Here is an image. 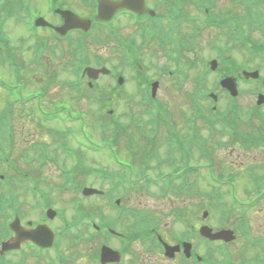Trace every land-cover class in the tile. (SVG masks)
<instances>
[{
    "label": "rangeland",
    "instance_id": "obj_1",
    "mask_svg": "<svg viewBox=\"0 0 264 264\" xmlns=\"http://www.w3.org/2000/svg\"><path fill=\"white\" fill-rule=\"evenodd\" d=\"M76 1V2H75ZM152 2H150L151 4L155 5L156 0H151ZM67 6L76 11L77 13H79L80 15H86L85 12H89V10L84 7V5L77 0H67ZM26 3H28L31 6V10L33 12L35 11H39L40 13L42 12L44 14V16L50 20V21H55L57 19H59V16L55 15L52 11H49L47 9V7L49 6V2L47 3V1L44 0H26ZM217 4L222 6V7H227L228 6V0H219L217 1ZM19 6V3H15L13 5H11L12 9H15ZM217 10H224V9H217ZM5 14V13H4ZM25 17L27 16V14H24ZM58 18H57V17ZM29 21V19H28ZM123 21H126V19H123ZM125 23L120 24V18L118 19V21L114 22L115 26H122ZM8 32L10 33L12 39H13V44L15 45H20L19 43V38L20 36H29V32H28V26L26 24H23V22H10L7 23L6 25ZM42 31L41 34L44 35V37H49L48 34L53 33V31L49 28H41ZM216 29L213 28H206L204 33H203V39H202V43H204V46L201 50H198L197 52L193 53V52H189L187 55L189 57V59L193 58V57H198L200 60L198 61V63L196 64L197 66H199V69L204 70L205 69V62L203 60V58L207 59H212L217 57L216 56V52L214 50L209 49V44H205L206 42L210 41L213 36L216 37V33L215 31ZM71 35V34H70ZM102 35V34H101ZM75 36V35H73ZM94 36H97L96 33L94 32ZM255 38H261L263 37L262 34L259 31H256L254 33ZM103 37V35H102ZM51 38V37H50ZM218 41H224L223 37L219 36L216 38ZM67 43H64V46H66ZM107 44H102L101 41L99 40H91V50L93 54H101V56H105L107 57V59L109 60V64L115 65L118 63L119 61V56H118V52L116 51V48L114 46H111V49L109 52L106 51L105 46ZM110 45H113L112 42H110ZM108 48V46H106ZM67 48V47H66ZM238 49V48H237ZM97 50V51H96ZM227 54L236 56L239 61L241 60H245L247 59L246 55L242 52H240L239 50H232V51H227ZM18 56L20 61H23L25 59V62L30 63V61H32V57H33V51L31 49H29L28 47H25L23 50L19 49L18 50ZM50 56L49 54H46V61L43 64V67H41L43 70H45L44 73L42 74H37L35 76L30 75V68L29 70V74H27L28 76V80H30L33 84L36 83L38 86L42 87L45 86L49 83L50 81V77L55 75L54 79L55 81L50 85V88L48 89V91H50L52 94H48L47 95V100H50L52 97H54L56 100H70L74 105L75 108H80L81 110H85L87 112L81 111L79 110L78 112L74 113V115L76 116V118L78 119V121L73 122L72 126H69V124L71 122H67L66 124L69 126L70 128L73 129H78L79 131L77 132V134L81 137H83L84 139H86L85 141H83V146L73 138V136H69V134H67L68 129L65 128V126L62 125V123H58V122H52V123H48L47 126H45L44 128H40L34 125V121H32V119L27 116L24 115L23 113L16 111L15 112V118L12 122V127L15 130L16 136L15 138L19 139L18 140V146H15V149L13 150V156L10 155L8 158H11L10 162H15L16 160H23V158L21 157V152L18 150L21 146L23 148H25L24 146H27L28 143H26V141L21 140L22 137H24V139H27L28 141H30L31 139L29 138H33L36 139V141H44L45 143L49 144L50 146V151H51V155L53 157L58 156V162H48L45 164V166L43 167H39L36 169L37 166L40 165H35L33 164L31 166L30 171H34V173H36V170H41L44 171V178L47 180V182L45 184H43V188L49 190V192L51 193L50 196L54 202V206L59 208V209H66L67 210V214H71L73 212L72 210V199L71 196L73 194H75L74 190L71 189L70 190H65L62 191L59 188V184H61L62 182H64V177L62 178V170H61V166H63V164L66 165L67 169H70L73 166V161L74 162H78V161H82L83 164L85 165H90V164H95V163H103L102 160L106 161V164H104V166H106L105 168H109V170H117L118 168H116L115 166H107V158L105 155L100 154V153H95V152H91L88 151L86 152L85 150V145L88 146L89 145V141L87 139H89V137L92 135L93 133L96 136L95 138L100 140L101 138L99 137V131L97 128H95V124H99V122H103L105 121L106 123H109L110 118L107 117L106 115H104L105 113H103V111L100 109L101 108V101H106L108 105V107L114 109V112L116 114H125L132 111H135L137 109H141L142 107H140V103L139 101V94L134 90V88H132L131 84H126V88L124 87V89H121L119 91V93H117L115 96H113V98L111 99V102L109 103L106 100V94L105 96L101 97L99 96L100 100H93L90 99L89 97L84 99V100H78V97L73 95V93H71V91H69V81L71 79L74 78L73 73L71 72L70 68H68L65 65V60L61 59L59 56V53L57 54L56 52L53 54V56H51V59L49 61L48 57ZM19 61V62H20ZM184 61L186 62L187 60L184 59ZM262 60L260 58H256L255 62H252V65H257L259 63H261ZM196 66V67H197ZM194 65H192L191 67H187L185 68L186 71H184V74L182 75V81L181 83V88L177 89L173 82L171 87L169 88L168 86H165L166 88H163L161 95H160V100L165 102V104H168V106L170 107V109L172 110L173 114H174V119L178 122L179 120L181 121V112L184 111H191V107L192 104L189 101V98L187 97V92H192L195 89V86L197 84L196 82V77L197 75H201L203 74L201 70L199 69H195L196 68ZM172 69L175 68L174 65L171 66ZM64 69V70H63ZM65 69H68V71H66ZM27 70V71H28ZM43 70L39 71L38 73H41ZM0 71H6V72H10L12 71L11 69H5L2 68V65H0ZM263 74H264V68L262 70ZM210 74V76H209ZM206 79V86L209 87H213V85L216 83L217 78H215V75H218V73L216 71H213L212 73H209ZM24 75L26 76V72L24 73ZM41 77H44L45 79H41ZM202 77L204 78L205 75H202ZM176 78V77H174ZM173 78V79H174ZM176 81V79H175ZM253 84V83H252ZM85 85L88 87V83L87 81L85 82ZM170 85V84H169ZM110 86H112V81L108 80V77L106 76H102L101 78H99L96 83L95 86L92 87L90 93L91 95L94 94L95 98L97 99L96 95L100 94L103 95L107 90H110ZM254 84L253 85H249V84H242V88L245 89V91H242L241 95H240V100H239V105L240 106H244V109L247 108V111L253 107L255 105V99L256 96L252 93V91L249 92L250 89H254ZM97 89V91H96ZM89 91V90H88ZM104 92V93H97V92ZM213 91L218 92L219 89H214ZM97 93V94H96ZM111 96V95H109ZM61 98V99H60ZM66 100V101H67ZM226 103H227V97L223 95L222 99L219 101L218 107L220 106L221 109H224L226 107ZM208 104H210V102H208ZM3 106L7 105L6 102L2 103ZM264 111V109H263ZM85 116H87L88 118L85 119ZM184 118V117H183ZM89 119V120H88ZM87 120V121H86ZM185 121V120H184ZM254 121V120H253ZM260 122L255 123V125H259ZM54 127L57 126L59 127V132H57V141L56 143H54V137L52 136V133L50 131V128L48 127ZM26 135V136H25ZM63 140H65L68 143V146H66L64 149L63 147H61ZM102 140V139H101ZM57 144L59 146V151H57L55 149ZM105 143L100 142V146H104ZM106 146L107 143H106ZM165 144L162 145L161 147V152L164 155V149H165ZM121 149V148H120ZM246 149V148H245ZM31 151V148L28 149V152ZM90 152V153H89ZM99 152H104L102 149L99 150ZM121 153L123 154V158L127 159L129 158V156H127V153L125 151L121 150ZM103 155V157H102ZM102 157V158H101ZM219 158L221 159V162H239V164H242L246 167H250V166H254L257 168V170H260V166L264 164V147H258V148H253L251 150L247 149V150H242L240 148H234L231 149L229 146L227 148H220V154H219ZM223 159H225V161H223ZM73 160V161H72ZM206 160V159H204ZM203 159H200L198 163H202L204 162ZM197 162V161H196ZM20 163V162H18ZM101 165V164H100ZM152 166V165H151ZM165 169H168V167L166 166ZM40 171V172H41ZM202 173H206L207 178H211L210 175V170L207 171L206 168L201 169ZM32 172H29V175H32ZM157 171H153V174H155ZM39 173V172H37ZM220 173L224 174V177L227 179V176L229 175V171L228 170H222L218 168V165H214L213 169L211 170V174H214L215 176H219ZM202 179L205 180V178L203 177ZM190 182L193 183H197L199 186H195L198 189H201L203 191L207 190V187L204 186L203 183H201V178H196L195 176H192L189 178ZM239 180L238 184V191L240 192V196L238 197V193H237V200L238 202H249V198L247 197V195L244 194L245 190H244V186L248 185L251 187V183L249 180L244 179L243 177L241 179H237V181ZM87 181L89 183H94V185H90L93 187H104V189H107V187L112 188V185H109L106 182H102L100 179H96V178H88ZM144 183H141L140 186H144ZM160 190V189H159ZM159 190L156 187H151V191L153 193L147 194V193H143V192H138V193H134L131 194L130 193L124 197V202L130 204L131 206L136 205V204H140L141 208H149L150 210H153L155 213H162L165 211H168V207L171 208L170 205V198L168 199H163L161 197H159ZM208 191H212L211 189ZM24 192V191H23ZM117 193V192H116ZM231 193H232V188H231ZM23 194V193H22ZM30 193H24L25 200L23 205L21 206L24 214L29 218H40L41 214L40 211L35 207L36 203L34 202V198L32 196L29 195ZM123 195V192L119 193V196ZM232 195V194H230ZM245 198H242L244 197ZM155 198V199H153ZM232 199H234V195H232ZM164 201H168V204H166V206L163 205ZM234 201V200H233ZM85 202L87 203V207L91 209V207L95 206L98 207L99 205L104 206L105 204V199L100 198L98 195L92 196L89 199H85ZM187 202L186 206H190V210L192 211L191 213V218L193 220H195L196 218H201L203 217V212L205 210L209 211V214L207 216V219L210 220L211 223H217V225L219 223H223L222 219L227 217V206L225 205L224 207H213L212 210H210L209 208L211 207V202L209 199L205 198V196H201V195H195L193 197H188L187 198ZM202 207V208H200ZM209 207V208H208ZM258 209H261V212H254V208H248L246 211L249 213V215L251 216L250 219V223L252 226V234L253 235H261L264 232V201L263 203L259 204V206L257 207ZM92 211V209L90 210ZM115 213V211L112 212V216ZM235 213V211L233 212V214ZM43 215V214H42ZM165 220H169V217H164ZM212 219V220H211ZM235 220V216H230L229 219L227 220V222H225L226 224H232L233 221ZM59 221V219L57 220ZM54 224V222H52ZM55 225V224H54ZM55 228V227H54ZM258 237V236H255ZM111 244H114L115 241H117L115 238H106V240ZM98 240L92 242L91 244L89 243V249L92 251L95 249L96 245H97ZM260 252V249L258 247H253L252 245H250V247L243 249L242 247H237L236 248V256H240L241 254H245L248 257L253 256L255 253Z\"/></svg>",
    "mask_w": 264,
    "mask_h": 264
},
{
    "label": "flooded vegetation",
    "instance_id": "obj_2",
    "mask_svg": "<svg viewBox=\"0 0 264 264\" xmlns=\"http://www.w3.org/2000/svg\"><path fill=\"white\" fill-rule=\"evenodd\" d=\"M120 14L125 16L127 20H121V24H125L118 31L116 50L121 58L118 69L126 72L128 67L131 68L137 65L142 70L141 67L143 66L141 64H145L149 58L152 61H147L148 72L142 70L144 73H137V81L150 89L152 83L158 81L157 91L161 95L163 88H166L165 86L170 88L172 72L167 67L166 60L172 44L203 48L204 43L201 41L204 32L199 29L203 24V21L199 23L201 11L190 9L185 12L186 16L191 17L189 20L191 30L181 32L182 25L186 22L179 21L176 22L177 28L174 31H172L171 27H167L165 32L162 31L160 33L157 30L158 23L156 21L146 22L142 26L136 22L131 25L135 13L131 10H122ZM140 15L151 16L148 11ZM143 20L145 21L146 18H143ZM110 37L109 33L104 32L105 40L110 39ZM110 49V46L106 47L107 52ZM147 50L150 51L151 55L146 54ZM110 75L113 76L114 73ZM260 80L258 86L254 89L257 95L264 94V80ZM239 83L241 84V81ZM261 141L264 142V137H262ZM12 210L10 204L0 203V264H204V245H214L216 243L199 235L198 231L203 225V221L195 219L189 230L176 228L177 225L173 229L168 230V234L163 239L171 245H180L181 249L173 256H165L161 240L156 242L149 241L145 235L141 234L140 226L122 219L118 226L120 237H112L107 234L101 243L99 242L100 237L90 239L89 235L67 236V233L64 232L61 239H64L66 243L58 242L57 238L55 247L51 250L47 249L45 251V249L40 248L32 241L24 243L19 250L7 247H5V250V242L13 236L9 225L12 220L9 214ZM17 214H19L22 223L28 226L29 221L23 218L22 212L15 213L14 217ZM41 222L47 221L42 220ZM33 223L35 226L40 222L35 223L33 221ZM70 228L71 226H69ZM96 231L99 233L103 230L100 226H97ZM106 238H115L117 241L111 244L104 241ZM95 240H98L97 245L91 251L89 243L91 244ZM187 243H191V249L188 248V245H185ZM232 244L236 245L235 242ZM105 246L110 248L108 249ZM215 252L217 253L218 250Z\"/></svg>",
    "mask_w": 264,
    "mask_h": 264
},
{
    "label": "trees",
    "instance_id": "obj_3",
    "mask_svg": "<svg viewBox=\"0 0 264 264\" xmlns=\"http://www.w3.org/2000/svg\"><path fill=\"white\" fill-rule=\"evenodd\" d=\"M89 1H94V0H89ZM17 1L16 0H0V7L4 8V12L7 13L6 8L7 5L9 4L10 6L15 4ZM235 7L236 5L233 4ZM229 7V6H228ZM227 7V8H228ZM0 8V10H2ZM17 11H19V6L16 8ZM3 11H0V65H2V68L5 69H11L13 71L6 72V71H0V103L1 102H6L7 105L1 106L8 108L14 112H16L17 108H19L20 103L24 102L27 100L25 97V94L23 93V85L27 86L25 78L23 77L22 73L26 71V74H29L30 70V75H37V74H42L45 72L41 67H43L44 62L46 61V56L43 55V51L48 49L50 56L48 57L49 61L51 59V56L56 52L58 54V51L55 50V47L58 49V45L54 44V46L49 45V41L44 40L43 38L39 37L37 38V42L35 44V57L34 60L30 61V63L25 62L26 60L20 61V63L17 61L19 60L18 58V49L16 46L12 45L10 37L4 33V30L2 29L3 23L5 22L6 17H11L10 12L7 14H4ZM233 12V10H232ZM15 16H19V12L12 11ZM6 16V17H5ZM4 20V21H1ZM58 40V39H57ZM55 40L54 42H56ZM59 41V40H58ZM60 42V41H59ZM25 41H22L21 45H24ZM70 51L69 54L67 55L65 61L69 62V65L71 66H76L78 65L79 55L82 53V51H85L86 47L84 46V43L81 41H76L74 44H71L69 47ZM61 49V54L62 48ZM32 57V58H33ZM60 57H62L60 55ZM42 59V61H41ZM45 60V61H43ZM81 67V65L79 66ZM30 68V69H29ZM29 69V70H28ZM28 70V71H27ZM43 70L41 73H38L39 71ZM80 72V69L77 71L75 70V73L78 75ZM9 73H13L15 76L14 79L10 78L8 76ZM55 77V75H54ZM53 76L50 77V81L47 85L45 86H38L36 83H32L30 80L28 81V84L32 85H37L39 88V91L41 92H36L38 94L45 95L50 88V85L55 81ZM41 79H45L44 77H41ZM37 88V89H38ZM49 94H52L50 91H48ZM48 95V93L46 94ZM45 95V96H46ZM36 96V95H35ZM61 99V98H60ZM47 107H49V111H43L42 113H39V119H34L35 122L34 125L37 127H42L43 125L51 122H56L58 119H61V115H59V112L61 110H66L67 106L69 105L71 108V111H77L74 106H72L70 103H67L65 100H56L54 97H52L50 100H46ZM38 104H35L33 106H37ZM35 109H38L35 107ZM72 114V113H71ZM233 114V113H232ZM3 113L0 112V123L3 122V124H0V139L5 140L3 144L0 145L1 153L6 156V151L9 152V156H13V150L15 148L17 138H15L16 133L15 130L12 126H7L8 123H10V116H2ZM226 115L223 116L222 120H219L221 122V129L223 128V131L228 132V130H233L235 129V126L233 124V119L232 117H226ZM34 118V117H33ZM205 121H207L209 124L213 122L212 119L204 117ZM167 125V132L164 135L165 139L172 140V139H179L181 137V130L176 126V125ZM95 128L98 129L99 131V137L104 140L113 143L116 147L120 148L121 147V139L123 138L125 141V148H131L135 150H140V152H144L146 149L153 148L155 149L156 146L158 145V141H161L159 138V129L155 127H152L150 125H146L137 129L132 128V130H128L127 127H123L122 123L118 119H113L110 123H105V122H99V124H95ZM213 130V128H211ZM58 129L54 130L55 132H58ZM194 133H196L197 136H201L199 133V130L197 129H192L191 133H188L190 136H192ZM94 135V133H93ZM214 135V134H213ZM95 136V135H94ZM173 143V142H172ZM173 148V146H172ZM133 153V152H132ZM134 154V153H133ZM144 155V154H143ZM19 160H16L13 164H17ZM146 161L145 159L143 162ZM17 162V163H16ZM13 172L12 175L10 176L11 179L17 178L19 180H24L27 176H25V171L21 170V168L17 166H13ZM43 180V179H41ZM24 182V181H23Z\"/></svg>",
    "mask_w": 264,
    "mask_h": 264
},
{
    "label": "water",
    "instance_id": "obj_4",
    "mask_svg": "<svg viewBox=\"0 0 264 264\" xmlns=\"http://www.w3.org/2000/svg\"><path fill=\"white\" fill-rule=\"evenodd\" d=\"M135 0H122V1H113V0H101L99 3V13L98 16L102 20H109L115 14L117 10L120 8H130L131 4ZM61 14L64 17V25L60 27H56V30L65 34L68 30L74 28H84L88 29L90 26V21L79 18L75 13L71 11H62ZM37 25L41 26H51L49 22H47L44 18H39L36 21ZM87 71L95 76L99 70L88 68ZM253 76H257L258 73H252ZM225 86H230L234 89V94H237V91L234 88V85L231 83V79H227L224 81Z\"/></svg>",
    "mask_w": 264,
    "mask_h": 264
}]
</instances>
